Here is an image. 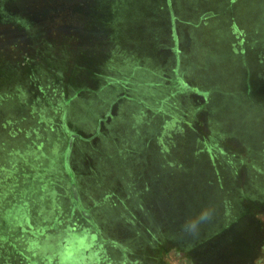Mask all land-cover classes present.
<instances>
[{
    "label": "rangeland",
    "instance_id": "1",
    "mask_svg": "<svg viewBox=\"0 0 264 264\" xmlns=\"http://www.w3.org/2000/svg\"><path fill=\"white\" fill-rule=\"evenodd\" d=\"M191 263L264 264V0H0V264Z\"/></svg>",
    "mask_w": 264,
    "mask_h": 264
},
{
    "label": "clouds",
    "instance_id": "2",
    "mask_svg": "<svg viewBox=\"0 0 264 264\" xmlns=\"http://www.w3.org/2000/svg\"><path fill=\"white\" fill-rule=\"evenodd\" d=\"M208 218H209V214L205 211H202L199 214L197 219H193V220H190L189 222H187V224L185 225V228L188 231L194 232L197 229L199 223L206 221Z\"/></svg>",
    "mask_w": 264,
    "mask_h": 264
},
{
    "label": "trees",
    "instance_id": "3",
    "mask_svg": "<svg viewBox=\"0 0 264 264\" xmlns=\"http://www.w3.org/2000/svg\"><path fill=\"white\" fill-rule=\"evenodd\" d=\"M244 217V216H243ZM252 253L251 250L248 252V254Z\"/></svg>",
    "mask_w": 264,
    "mask_h": 264
},
{
    "label": "flooded vegetation",
    "instance_id": "4",
    "mask_svg": "<svg viewBox=\"0 0 264 264\" xmlns=\"http://www.w3.org/2000/svg\"><path fill=\"white\" fill-rule=\"evenodd\" d=\"M192 264V263H191Z\"/></svg>",
    "mask_w": 264,
    "mask_h": 264
}]
</instances>
